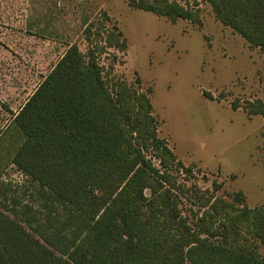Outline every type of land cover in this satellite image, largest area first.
Returning <instances> with one entry per match:
<instances>
[{"label": "trees", "instance_id": "obj_1", "mask_svg": "<svg viewBox=\"0 0 264 264\" xmlns=\"http://www.w3.org/2000/svg\"><path fill=\"white\" fill-rule=\"evenodd\" d=\"M200 1L264 54V0ZM127 2L201 24L174 1ZM102 30L86 23V53L69 44L13 114L23 141L12 163L25 180L0 193V264H264V204L188 183L192 167L158 134L152 88L99 63L108 48H126L117 27ZM242 109L264 120L261 100Z\"/></svg>", "mask_w": 264, "mask_h": 264}, {"label": "rangeland", "instance_id": "obj_2", "mask_svg": "<svg viewBox=\"0 0 264 264\" xmlns=\"http://www.w3.org/2000/svg\"><path fill=\"white\" fill-rule=\"evenodd\" d=\"M170 1L197 10L200 26L172 23L127 0H0V193L25 180L12 163L23 141L13 114L69 44L86 53L88 23L122 32L126 48H108L98 61L127 83L139 78L152 88L158 134L192 167L188 183L211 190L217 182L218 196L241 191L249 207L264 204V120L242 109L246 101L264 102V54L217 21L208 4Z\"/></svg>", "mask_w": 264, "mask_h": 264}, {"label": "built area", "instance_id": "obj_3", "mask_svg": "<svg viewBox=\"0 0 264 264\" xmlns=\"http://www.w3.org/2000/svg\"><path fill=\"white\" fill-rule=\"evenodd\" d=\"M200 1V0H199ZM181 5V4H180ZM182 6H184V5H182ZM184 7H186V6H184ZM187 8V7H186Z\"/></svg>", "mask_w": 264, "mask_h": 264}, {"label": "crops", "instance_id": "obj_4", "mask_svg": "<svg viewBox=\"0 0 264 264\" xmlns=\"http://www.w3.org/2000/svg\"><path fill=\"white\" fill-rule=\"evenodd\" d=\"M246 116H247V115H246ZM252 117H253V116H252ZM247 118H249V117H247ZM250 118H251V117H250ZM250 118H249V119H250Z\"/></svg>", "mask_w": 264, "mask_h": 264}]
</instances>
